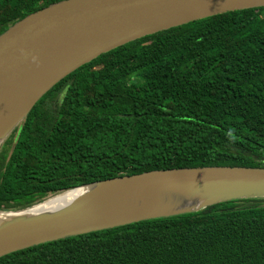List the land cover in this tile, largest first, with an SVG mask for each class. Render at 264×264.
I'll list each match as a JSON object with an SVG mask.
<instances>
[{"label":"trees","instance_id":"16d2710c","mask_svg":"<svg viewBox=\"0 0 264 264\" xmlns=\"http://www.w3.org/2000/svg\"><path fill=\"white\" fill-rule=\"evenodd\" d=\"M62 0H0V34ZM264 168V7L141 37L45 93L0 145V212L154 170ZM0 264H264V197L66 237Z\"/></svg>","mask_w":264,"mask_h":264},{"label":"water","instance_id":"95a60500","mask_svg":"<svg viewBox=\"0 0 264 264\" xmlns=\"http://www.w3.org/2000/svg\"><path fill=\"white\" fill-rule=\"evenodd\" d=\"M260 7L264 0H62L27 15L0 34V145L45 93L99 55L193 21ZM83 188L62 207L0 212V257L66 237L264 197V168L154 170Z\"/></svg>","mask_w":264,"mask_h":264},{"label":"bare ground","instance_id":"6f19581e","mask_svg":"<svg viewBox=\"0 0 264 264\" xmlns=\"http://www.w3.org/2000/svg\"><path fill=\"white\" fill-rule=\"evenodd\" d=\"M84 188H78L74 191L64 193L49 199L47 202L35 205L32 211H44L53 207H62L71 202Z\"/></svg>","mask_w":264,"mask_h":264},{"label":"rangeland","instance_id":"374dc122","mask_svg":"<svg viewBox=\"0 0 264 264\" xmlns=\"http://www.w3.org/2000/svg\"><path fill=\"white\" fill-rule=\"evenodd\" d=\"M7 138V137H6Z\"/></svg>","mask_w":264,"mask_h":264}]
</instances>
